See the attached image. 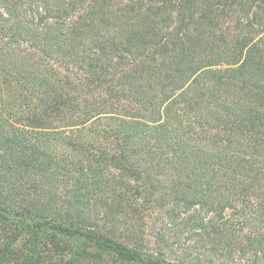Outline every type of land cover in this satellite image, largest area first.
<instances>
[{
	"label": "trees",
	"instance_id": "16d2710c",
	"mask_svg": "<svg viewBox=\"0 0 264 264\" xmlns=\"http://www.w3.org/2000/svg\"><path fill=\"white\" fill-rule=\"evenodd\" d=\"M0 264H264V0H0Z\"/></svg>",
	"mask_w": 264,
	"mask_h": 264
},
{
	"label": "rangeland",
	"instance_id": "374dc122",
	"mask_svg": "<svg viewBox=\"0 0 264 264\" xmlns=\"http://www.w3.org/2000/svg\"><path fill=\"white\" fill-rule=\"evenodd\" d=\"M59 71L62 72V74H66L69 76V78L71 79H77V76L75 74H73L72 72H70V68L66 69V68H58ZM78 73V77H81L80 75H82L79 71H77ZM157 213V212H156ZM154 213V214H156ZM165 212H159L158 216L161 219H157L156 215H152L149 214L146 216L145 218V223L146 226L144 228L145 232H146V239L149 242V244L151 245V247L153 248L155 246V237H154V233L155 231H157L159 228H161L163 226V221L164 223L168 221V217L166 215H164ZM190 238V237H189ZM174 239L172 238V241ZM195 241V238L191 237V239L188 241H184V239H180V242H176V243H170V250H166V257L168 258V260H172L174 257V260H181L182 257H185V255L189 258H195L197 255L200 254L199 250H193V249H188L187 244L188 242L191 243V241ZM177 241V240H176ZM202 252V250H201ZM202 257V256H201Z\"/></svg>",
	"mask_w": 264,
	"mask_h": 264
}]
</instances>
